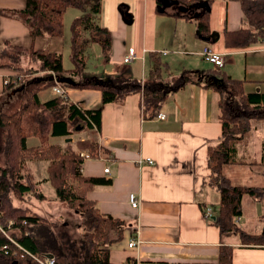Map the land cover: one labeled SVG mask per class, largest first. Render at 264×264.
Wrapping results in <instances>:
<instances>
[{
	"label": "crops",
	"instance_id": "0c3cea01",
	"mask_svg": "<svg viewBox=\"0 0 264 264\" xmlns=\"http://www.w3.org/2000/svg\"><path fill=\"white\" fill-rule=\"evenodd\" d=\"M184 1L192 6L188 12L176 6L160 11L158 0H103L99 23L110 31L111 46L104 50L100 44H92L100 52L94 69L86 68V72L128 71L134 78L144 79L150 67L148 54L157 52L174 74L183 69H220L243 80L245 92L264 93V38L239 48H228L225 43L227 31L247 26L240 1ZM200 2H205L204 6ZM25 5L26 0H0V53L6 41L61 52V38L40 36L33 41L19 13ZM206 10L210 11V33L202 35L195 18ZM206 46L224 57L223 66L215 67L203 59ZM131 50L135 58L127 63L124 59ZM16 75L10 66H0V94L4 79ZM39 97L42 102L56 97L53 87L41 90ZM66 97L83 108L100 106L102 98L99 90L81 88L66 89ZM219 98L215 90L189 83L161 105L165 119L145 118L140 94L129 95L123 103L102 105V126L93 134L99 156L85 159L82 172L112 180L110 185L93 188L87 196L102 213L128 223L124 237L109 246L111 263L221 264V248L229 246L232 264H264V244H245L240 233H222L216 222L220 195L207 179L208 147L216 145L223 132ZM15 100L13 96L10 102ZM262 121H253V129L236 144L234 157L239 163L224 168L236 184L264 187V132L258 130ZM87 133L77 130L69 136H52L49 142L64 150L84 140ZM27 144L37 148L41 142L31 136ZM148 157L154 159L153 164L139 163ZM48 164L46 159L25 162L39 188L49 182ZM38 166L44 167V173L35 174ZM107 167L109 172H105ZM131 192L140 198L137 208L129 201ZM245 202L251 203L250 212ZM208 206L213 208L212 218L204 216ZM241 210L237 219L241 230L264 235V196L244 195ZM135 237L140 242L130 247Z\"/></svg>",
	"mask_w": 264,
	"mask_h": 264
},
{
	"label": "trees",
	"instance_id": "16d2710c",
	"mask_svg": "<svg viewBox=\"0 0 264 264\" xmlns=\"http://www.w3.org/2000/svg\"><path fill=\"white\" fill-rule=\"evenodd\" d=\"M102 1L26 0L25 8L19 11L35 41L40 36L62 38L66 11L69 7L80 10L71 26V58L74 64L71 69L65 68L61 52L5 42V46L16 50V57L6 54L14 62H19L25 56L32 63L30 66L35 65L37 71L49 74L44 81H40L43 85L37 86L36 80L30 79L27 87L18 88V79L4 84L1 92L5 100L0 105V153L5 156L6 167L0 169V224L10 232L11 239L18 245L0 232V264H35L30 254L42 253L54 255L57 264H74L71 256L76 257L77 254L83 256L75 264H113L110 261L109 246L124 237L128 223L102 213L95 201L88 198L90 190L110 185L112 180L102 176H85L82 172L85 158L79 151L87 149L92 158L99 156L100 147L93 134L102 126V105L123 103L129 95L140 94L143 115L151 119L159 114L161 105L171 93L189 83L213 89L220 97L218 108L223 132L217 144L208 147L210 175L207 182L220 195L216 222L222 233H240L245 244H264V235L247 234L241 230L237 221L242 215L244 195L261 198L264 196V187L236 184L224 172L225 166L239 163L234 157L236 144L253 129V121L264 119V93L245 92L243 80L220 69H183L174 74L168 71L167 64L157 52L148 54L150 67L144 79L134 78L128 71L117 74L86 72L88 56L85 51L89 44L98 43L104 50L111 46L110 31L99 23ZM239 1L247 26L226 32L225 43L228 48L245 47L264 38V0ZM179 2L184 5L187 3L184 0ZM195 19L200 34H209L210 11L200 13ZM5 46L0 58L6 57L3 54ZM55 85L64 89L99 90L101 105L83 108L80 103L61 96L42 102L39 92ZM14 94H19L21 103L14 111L4 113L2 107L12 101ZM77 130L88 131V136L74 145L66 146L64 150L49 142L52 136H69ZM31 136L40 139V147H28L27 139ZM35 159L49 160L47 180L54 186L57 199L80 214V226L86 229L83 234L85 239L81 237L82 246L77 248L79 240H72L67 234L64 237L55 234L52 224L44 221L40 215L29 214L28 208L12 204L9 197L11 191L18 197L34 192L38 198H46L40 189H36L39 188V182L33 177L25 180L23 173L25 162ZM15 250L17 253H14ZM220 262L232 264L231 247L221 248Z\"/></svg>",
	"mask_w": 264,
	"mask_h": 264
},
{
	"label": "rangeland",
	"instance_id": "374dc122",
	"mask_svg": "<svg viewBox=\"0 0 264 264\" xmlns=\"http://www.w3.org/2000/svg\"><path fill=\"white\" fill-rule=\"evenodd\" d=\"M79 14H80V10L74 7H69L64 15V35L61 38V41H62L61 53L63 55V64L66 69H71L74 67V64L71 58V34H72L71 26H72L73 20ZM10 44L15 45L13 43H10ZM3 52H4L3 54H5L6 57L0 58V63L8 67L10 66L11 68L17 71L18 76H20L18 80V86H17L18 88L27 87L29 85L27 84V82L30 79H35L37 82V86L43 85L42 83H40V81L45 80L49 72L37 71L35 68V65H32L33 67L30 66V64L32 63L31 62L29 63V60H27L25 56H23L22 60H20L19 62H14L10 57H8V55H6V54H9V55L16 57L15 56L16 50L11 46H8V45L5 46ZM98 52H100V50L97 49L96 46H93V45L92 47L86 49L85 55L88 56L87 68L91 70L94 69L93 67H95V65L97 64L96 55L98 54ZM90 55H91V58L89 59ZM23 79L25 80V82L23 81ZM3 97L4 95L0 94V105L5 100L3 99ZM14 97L16 99L15 101H13L12 103L8 102L2 107L3 108L2 111L4 113L14 111V109H16L21 103V100H20L21 98H18L19 94L14 95ZM258 128L260 132H264L263 121L260 122V124L258 125ZM87 136H88V133H87ZM79 154H80V151H79ZM5 164H6L5 156L3 153H0V169H2V167L5 166ZM44 171H45L44 167L38 166V171L35 172V174L37 175V173L38 174L44 173ZM23 173L25 174V177H26L25 180L27 179L30 180V177L34 175L31 170H27L26 168L25 170H23ZM40 188H36V189H40L46 195L45 199L38 198V196L35 195L34 192H30L26 194L24 197H18L17 195L13 193V191H11L9 194V197L12 199V204L14 203L17 206L28 208L30 210L29 214H32V213L38 214L42 217V219H44V221H46L49 224H52L53 227L51 228L55 234L57 235L60 234V236L62 237H64V235L67 234L70 239L72 238V240H76V239L79 240V242L76 245L77 248L82 246L83 244L82 239L84 238L83 234L85 233L86 229L80 226V223L82 222V218L80 214H78L77 211L70 208L68 205H66L65 203L61 202L60 200L56 198L55 188L50 182L43 183L40 186ZM244 207L246 208L248 212L251 211V208H252L251 203L245 202ZM62 231H65V232H62ZM103 248H108V247L103 246ZM82 253L84 254V252ZM81 256L83 255L77 254L76 257L71 256V260L75 261L76 263L77 261L82 260Z\"/></svg>",
	"mask_w": 264,
	"mask_h": 264
},
{
	"label": "built area",
	"instance_id": "2783aa9c",
	"mask_svg": "<svg viewBox=\"0 0 264 264\" xmlns=\"http://www.w3.org/2000/svg\"><path fill=\"white\" fill-rule=\"evenodd\" d=\"M203 59L209 63H212L215 67H221L224 65V57L220 54L217 53L215 51H213L210 47L206 46L204 47L202 53H201ZM135 56V52L133 50H131L129 55H126L124 61L129 63ZM19 79V76L16 75V79H11L10 77H6L4 79V84H8L11 81H16ZM53 91L55 93L56 96H61V97H66V89H64L63 87H61L60 85H55L53 87ZM159 118L161 119H165L166 118V114L160 112L157 115ZM81 156H83L85 159H91L92 155L89 152H81L80 153ZM153 164L154 163V159L152 158H146V159H140L139 163L140 164ZM105 172H109V168H105ZM129 201L132 205V207L137 208L140 205V198L138 197V195L135 192H131L129 195ZM213 208L211 206H208L206 208V210L204 211V216L207 218H212L213 217ZM10 224H13V221H10ZM0 232L4 233L15 245H18V243H16V241H14L13 239H11V234L10 232H8V230L4 227L1 226L0 224ZM139 239L137 237L132 238L129 242V246L130 247H135L138 245L139 243ZM14 253H17V251L15 250ZM21 256H24V254H21ZM30 257L34 260L35 264H57L56 262V257L54 255L49 256V254H30ZM129 264H135V263H129Z\"/></svg>",
	"mask_w": 264,
	"mask_h": 264
},
{
	"label": "water",
	"instance_id": "95a60500",
	"mask_svg": "<svg viewBox=\"0 0 264 264\" xmlns=\"http://www.w3.org/2000/svg\"><path fill=\"white\" fill-rule=\"evenodd\" d=\"M158 1H160V5H159L160 11H164L167 6H176L179 7L180 11L188 12L192 7L191 5L180 4L179 0H158ZM198 4L204 6L205 2H200ZM49 256H52V254H49Z\"/></svg>",
	"mask_w": 264,
	"mask_h": 264
},
{
	"label": "bare ground",
	"instance_id": "6f19581e",
	"mask_svg": "<svg viewBox=\"0 0 264 264\" xmlns=\"http://www.w3.org/2000/svg\"><path fill=\"white\" fill-rule=\"evenodd\" d=\"M81 152H88V150H82ZM81 152H80V153H81Z\"/></svg>",
	"mask_w": 264,
	"mask_h": 264
}]
</instances>
